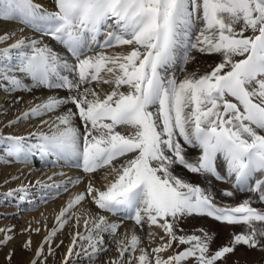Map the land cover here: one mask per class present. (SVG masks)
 I'll return each mask as SVG.
<instances>
[{
    "label": "snow or ice",
    "instance_id": "obj_1",
    "mask_svg": "<svg viewBox=\"0 0 264 264\" xmlns=\"http://www.w3.org/2000/svg\"><path fill=\"white\" fill-rule=\"evenodd\" d=\"M52 2L48 10L34 0H0V19L39 34L0 47V92L48 93L7 121L39 125L0 133V158L27 164L36 156L46 167L82 173L54 172L0 193L31 206L70 193L29 264H47L68 225L76 230L62 264H96L113 249L100 264H224L237 246L264 251V0ZM15 35L0 33V43ZM193 52L220 59L202 74L189 72ZM183 171L230 184L223 198L252 195L218 203L211 186ZM197 215L245 227L211 250L214 237L202 229L182 234V222ZM13 238L14 226L0 228V247ZM22 247L31 249L30 237Z\"/></svg>",
    "mask_w": 264,
    "mask_h": 264
},
{
    "label": "rangeland",
    "instance_id": "obj_2",
    "mask_svg": "<svg viewBox=\"0 0 264 264\" xmlns=\"http://www.w3.org/2000/svg\"><path fill=\"white\" fill-rule=\"evenodd\" d=\"M35 3L41 4L44 8L48 10H52L53 2L52 0H34ZM24 25L18 21H7L0 19V33L3 32H15L16 35L9 41L0 43V47H5L7 44L12 43L14 39L19 38L21 35L25 36H38V33H33L31 29L23 27ZM24 29L23 32L20 29ZM98 40L102 43L104 40V36L101 35L98 37ZM45 42L52 43V46L56 48L58 51L63 54V50L59 45H56L54 42H50L46 39ZM115 47L107 49L110 50V53L120 52L118 49L114 50ZM97 51L100 49L97 47ZM194 61L189 63L186 68L187 71H197L199 73H204L210 70V67L215 66L220 59L217 55H205L193 52ZM239 58V57H237ZM179 77L181 74L179 70L176 72ZM46 90H34L31 93L18 92L13 95H8L7 93L0 92V133L8 134L14 133L17 135H23L30 131H34L38 128L39 121L38 120H29V121H21L20 123L6 127L7 121L12 119L15 115H17L20 111L24 110L26 106H28V102L33 100V97L42 98L47 95ZM66 93L61 92L60 95H65ZM16 96H22L23 100L15 105L12 104V101L15 100ZM47 119L48 117H44ZM78 123V121H77ZM120 131H125V129L121 128ZM2 148V145H0ZM189 156H195L196 152L189 149ZM64 171L67 176H75L77 174L82 175L75 168H58L51 166H44L39 158L34 156L27 164H23L19 161L12 163H4L3 159L0 158V193H5L9 189L15 188L21 184H29L30 182H34L38 178H46L47 176L52 175L54 172ZM181 169H177V172H181ZM183 175L189 181L193 183H198L202 187L211 186V190L216 193V198L218 203H227L235 205L242 200L250 197L252 194L245 191H235V195L232 198H223L220 195V192L224 188H230L231 185L228 183H220L212 179H206L203 176L190 174L186 171H183ZM17 177V179L12 180L11 177ZM64 177L58 176L57 179H63ZM7 181V182H6ZM77 186V185H76ZM73 186L71 190L76 187ZM79 191L84 188V184L81 183L78 185ZM65 193H61L59 196H53L49 198L46 203H37L35 206H31L27 201H18L12 197H5L0 195V228H4L6 226H14V238L9 241L6 245L0 247V264H9V261L6 259L9 251L13 253L10 264H29L30 259L33 257V253L35 248L42 241L45 236V224L48 229H51L54 225L55 216L58 213L60 207L63 206L62 202L64 201ZM259 207V203L256 204ZM95 211V209H93ZM113 220L116 217H112ZM29 221L35 222L32 225ZM39 222V223H37ZM31 225L32 228H40L41 231L39 233L36 232H22L21 230ZM182 226H185L183 228ZM259 226V225H258ZM183 229L182 234H190L197 233L199 234V230H203L214 238L210 242V249L215 250L220 246L230 243L232 235L234 233H239L244 230L245 226H229L224 223H220L214 221L213 218L207 216H192L180 225ZM76 229L72 228L71 225L66 226L62 231L58 232L54 237L55 244H58L59 247H55L54 244V254L48 257L47 264H62L64 254L67 251V247L71 241V233ZM81 230L82 226H81ZM153 231H159V229H153ZM140 234V233H138ZM161 235L163 233H160ZM32 240V247L30 250H25L22 247L23 241L28 238ZM63 241L62 244L60 242ZM158 242V241H157ZM149 243L147 237L143 238V244L147 245ZM154 247L155 244H152ZM175 247V246H174ZM184 246H180L182 250ZM45 250H47V246H45ZM256 254L257 251L260 253V261H264V251L259 249H248L247 247L241 245L235 248L234 253L228 254L226 261H234L238 260V256L240 253L250 252ZM171 254V250L165 255ZM115 255V251L106 253L103 257L99 258L96 261V264H100L101 259H106L108 257H112ZM256 256V255H255ZM239 260L244 261V259L240 258ZM225 261V262H226ZM71 264V261L69 262ZM191 264V262H190Z\"/></svg>",
    "mask_w": 264,
    "mask_h": 264
},
{
    "label": "bare ground",
    "instance_id": "obj_3",
    "mask_svg": "<svg viewBox=\"0 0 264 264\" xmlns=\"http://www.w3.org/2000/svg\"><path fill=\"white\" fill-rule=\"evenodd\" d=\"M24 27V26H23ZM118 49V51L120 52H126L128 50L127 46H123V47H115L114 50ZM106 51H110V50H106ZM38 158V157H37ZM79 175V174H77ZM75 175V176H77ZM73 176V177H75ZM71 193H75V192H78L79 191V186L77 185L76 187H74L72 190H70ZM70 193H65L64 195V201L62 202V204H64V202L66 201V199L68 198ZM218 202V201H217ZM198 216V215H197ZM117 219V217H116ZM215 221V220H214ZM32 225L35 224V222L33 221H29ZM183 228H185V226H182ZM129 228V222H126L125 224V227L120 229L121 232L125 231V229H128ZM252 251L250 252H245V253H240V256H238V260H234V261H226L224 262V264H264V261H260V253H257L256 254H253L251 253ZM256 255V256H255ZM240 258L244 259V261L242 260H239Z\"/></svg>",
    "mask_w": 264,
    "mask_h": 264
}]
</instances>
